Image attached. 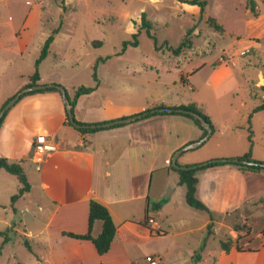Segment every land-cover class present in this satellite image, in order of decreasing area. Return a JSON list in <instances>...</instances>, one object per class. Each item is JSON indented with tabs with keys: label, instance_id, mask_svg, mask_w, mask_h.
Listing matches in <instances>:
<instances>
[{
	"label": "rangeland",
	"instance_id": "1",
	"mask_svg": "<svg viewBox=\"0 0 264 264\" xmlns=\"http://www.w3.org/2000/svg\"><path fill=\"white\" fill-rule=\"evenodd\" d=\"M196 1H204L203 11L191 0H64L65 9L60 0H0V106L30 82L44 41L59 28L38 66L42 82L64 86L70 98L78 86H98L82 95L83 103H99L95 105L104 108V98L110 104L122 99L112 96L120 95L113 89L117 82L123 85L133 77L137 92L147 85L145 80L161 88L162 81H167L168 101L188 99L197 103L210 120L231 125L218 145L213 135L187 150L180 162L232 149H250L254 157L264 160V110L253 111L264 98V86L260 87L264 85V0H254L255 11L250 10L247 0ZM142 14L150 21V32L159 48L148 36V27L141 24ZM134 34L138 44L123 49V43L133 40ZM184 38L191 41V46L173 54L168 47H177ZM220 56L232 58L236 65L220 62ZM182 75L187 81L181 80ZM4 123L0 124V133ZM18 186L16 177L0 168V218L11 216L13 221H20L30 197L12 201ZM190 209L206 215L205 211ZM263 222L252 230L264 233ZM244 226L243 222L235 223L236 229L242 227L241 264H264V236L250 246L244 245ZM0 228L7 230L0 235V244L8 237L2 245L0 264H34L37 240L25 235L20 226L17 231L2 224ZM168 230L169 236L159 243L168 248L160 254L164 264H191L192 245L200 232L183 235L176 227ZM201 232L205 249L196 250L200 255L197 264H234V254H225L221 248L222 240L229 237L234 241L226 227L210 234L205 242V231Z\"/></svg>",
	"mask_w": 264,
	"mask_h": 264
},
{
	"label": "crops",
	"instance_id": "2",
	"mask_svg": "<svg viewBox=\"0 0 264 264\" xmlns=\"http://www.w3.org/2000/svg\"><path fill=\"white\" fill-rule=\"evenodd\" d=\"M39 77V83H45ZM181 80L187 81L184 75ZM133 82L135 79L131 77V81L123 85L119 82L113 84V89L120 95L112 93V96L122 99L110 104L106 97L104 108L95 105L99 106V103L85 105L83 96H80L73 108L74 118L82 123H99L158 107L173 108L189 103L199 107L184 98L168 101L167 81H162L161 88L145 80L147 85L137 92ZM162 112H148L133 120L81 133L67 123L65 106L57 92H35L18 99L9 108L3 120L5 123L1 125L0 156L21 162L30 183V190L22 197L29 196L31 204H24L19 222L10 216L0 218V224L16 231L20 226L25 235L37 240L34 264H141V261L148 264L146 260L152 256H158V264H164L160 254L166 253L168 248L159 243L169 236L168 229L173 227L183 235L200 232L191 254L200 247L203 241L201 231L204 232L210 222L209 214L191 211L185 201V187L182 188L178 173L169 166H172L173 153L202 137V130L183 115ZM212 126L209 138L215 135V144L218 145V139L231 125L213 119ZM37 133H46L58 146L40 163L32 157V144ZM186 151L177 158L181 165L235 158L250 149L213 153L203 159L187 157L180 162L179 158ZM250 156L257 162H264L262 158L254 157L251 151ZM221 163L224 164L198 171L197 196L213 213L211 235L226 227L227 235L234 241L231 240L228 252L222 251L233 253L234 264H241L244 250L239 244L242 239L239 234L242 229H236L235 223L245 224L244 245L250 246L255 239L264 236L260 230H252L264 219V170H242ZM92 199L108 208L116 224L110 248L103 254L97 252L90 239L65 234L88 232L89 202ZM148 218L159 223V233L151 230ZM261 228L264 231V222ZM100 231L101 222L95 221L91 234L96 236Z\"/></svg>",
	"mask_w": 264,
	"mask_h": 264
},
{
	"label": "trees",
	"instance_id": "3",
	"mask_svg": "<svg viewBox=\"0 0 264 264\" xmlns=\"http://www.w3.org/2000/svg\"><path fill=\"white\" fill-rule=\"evenodd\" d=\"M60 2H61L60 3L61 7L63 9H65L64 0H60ZM191 2L196 3L197 1L191 0ZM197 3H198L200 11H203L204 1H198ZM247 3L250 7V10L255 11V1L254 0H247ZM209 21L211 23H213L215 27L220 28V25L215 23V21L213 19H210ZM141 24L143 26L148 27V29L146 31L148 36H150L153 39L155 47L159 48L155 35L150 32L151 23L149 20L146 19L144 14H142V16H141ZM58 29L59 28L54 29L53 32L44 41V43L40 49L39 56L35 60V70H34L33 74L30 75V82L25 87L30 86V85L40 84L39 83L40 77H39L38 66H39L40 62L47 56V54L49 52L50 44L53 41L56 33L58 32ZM133 38H134L133 40L125 41L123 43V49L127 45H137L138 44L137 34H134ZM96 44H99V43H96ZM190 46H191V41L187 38H184L182 40V42L177 47H168V49L173 54L178 55L183 51L184 48H188ZM94 75H95V78L97 79L96 73H94ZM94 90H95V87H86L84 85H81V86L74 88L73 97L70 98L67 95L69 100H70L72 111H73V108H74V105H75L77 99L80 96L85 95V94H89ZM41 91H54V92H57L60 94V92L57 88L48 87L45 89H38V90L26 92L23 95H21L19 99H21L22 97H24L26 95H30L32 93L41 92ZM173 108H182V109H188V110H193L195 112H198L212 126V122H211L210 118L208 117V115L205 114L201 109H199L194 103L181 104V105H179L177 107H173ZM263 109H264V98L262 99L261 104L256 106L253 111H259V110H263ZM8 110L4 113L3 117L1 118L0 124L3 122L4 117H5L6 113L8 112ZM162 113L183 115V116L187 117L188 119H190L192 121V123H194L196 126H198L199 129L202 130V136L206 133V129L201 125L199 120L192 117L189 114L178 112V111H171V112H165L164 111ZM77 122H79V121H77ZM67 123L69 125H72L70 123V121L68 120V118H67ZM79 123H82V122H79ZM212 128H213V126H212ZM76 129L81 133H88V132H94V131L100 130V128H76ZM249 139H251V136H249ZM236 158L253 160L250 156V151L246 152L242 156H237ZM221 164H224V163L216 162V163L208 164L206 166L196 167V168L188 169V170H186V169H175L172 166H169V168L175 170L178 173V182L185 187V201H186V203L192 208H195V209L201 210V211H205L206 213L209 214L210 222L206 226L205 235H204V242H205L206 238L212 232L211 231V227H212V221L211 220L213 219V213L206 206V204L197 196V188H198V181H199L198 171L201 169H204L206 167H209V166L221 165ZM226 164L234 165V166H236L242 170H250V171L264 170V167L260 166V165H249V164H244L241 162H232V161H228V162H226ZM0 168H2L6 172L14 175L19 182L17 192L14 195H12V197H11L12 201H14L15 199H17L18 197L22 196L24 193H26L30 190V183L27 179V176H26L24 169L21 165V162L19 160H9L5 157L0 156ZM95 221L101 222V231L98 235L93 236L91 234V228H92V225ZM240 229H242V227H240ZM6 232H7V230H4V231L1 230L0 235H5ZM115 233H116V224H115L114 219H113L112 215L110 214V211L108 210V208L104 204H102L101 202H99L95 199H92L89 202L88 232L85 234H75L72 232H67L65 234L70 236V237H74V238H78V239H90L92 241V243L94 244L97 252L99 254H103L109 250ZM7 241H8V237L4 238V240L1 242L0 253H1L2 245L4 243H6ZM24 244L30 249V246H29V243L27 240L24 241ZM203 245L204 244L200 245V247L198 249L199 251L203 249ZM231 245H232V242H231V239L229 237L227 240L221 241V248L225 252L229 251ZM238 249H241V248L238 247ZM199 251L194 252V254L192 256V264H196V262L200 259Z\"/></svg>",
	"mask_w": 264,
	"mask_h": 264
},
{
	"label": "water",
	"instance_id": "4",
	"mask_svg": "<svg viewBox=\"0 0 264 264\" xmlns=\"http://www.w3.org/2000/svg\"><path fill=\"white\" fill-rule=\"evenodd\" d=\"M48 87H55L59 90L61 97H62V101L64 103L65 106V110H66V115L68 117V120L70 121V123L76 127V128H100V127H107L110 125H114V124H118V123H123L129 120H133L136 118H139L141 116L146 115L148 112H154V111H178V112H182V113H186L191 115L192 117L196 118L199 120V122L201 123V125L206 129V133L200 137L199 139L192 141L190 143H187L186 145L180 147L179 149H177L172 156V166L176 169H193L196 167H201V166H205L211 163H216V162H228V161H232V162H241L244 164H249V165H260L264 167V162H256L254 160H246V159H239V158H220V159H212L209 161H204V162H200L194 165H181L177 162V158L178 156L188 150V149H192L195 147H198L200 145H202L211 135L212 133V126L206 121V119L198 112H195L193 110H188V109H182V108H171V107H158V108H154V109H150V111H144L142 113H138L129 117H125V118H120V119H115L112 121H105V122H99V123H79L75 120L74 118V114L71 108V104H70V100L67 96L66 93V89L64 86L60 85V84H56V83H45V84H35V85H30L27 87H24L22 89H20L19 91H17L12 97H10L0 108V121L1 118L3 117L4 113L20 98L21 95H23L26 92L29 91H33V90H38V89H45Z\"/></svg>",
	"mask_w": 264,
	"mask_h": 264
},
{
	"label": "built area",
	"instance_id": "5",
	"mask_svg": "<svg viewBox=\"0 0 264 264\" xmlns=\"http://www.w3.org/2000/svg\"><path fill=\"white\" fill-rule=\"evenodd\" d=\"M219 61L228 62L232 66L236 64L235 60L225 56H220ZM57 148V144L52 139H50L46 133H37L32 144V157L37 163H40L48 153L56 151ZM147 223L149 224L151 230L159 233V223L155 219L148 218ZM159 261L160 258L158 256L147 258L148 264H158Z\"/></svg>",
	"mask_w": 264,
	"mask_h": 264
}]
</instances>
